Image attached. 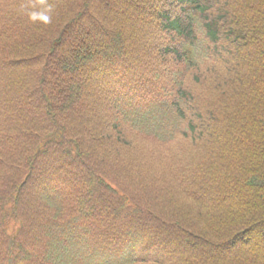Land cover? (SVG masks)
<instances>
[{
  "label": "trees",
  "instance_id": "obj_1",
  "mask_svg": "<svg viewBox=\"0 0 264 264\" xmlns=\"http://www.w3.org/2000/svg\"><path fill=\"white\" fill-rule=\"evenodd\" d=\"M0 264H264V0H0Z\"/></svg>",
  "mask_w": 264,
  "mask_h": 264
},
{
  "label": "clouds",
  "instance_id": "obj_2",
  "mask_svg": "<svg viewBox=\"0 0 264 264\" xmlns=\"http://www.w3.org/2000/svg\"><path fill=\"white\" fill-rule=\"evenodd\" d=\"M51 12V7H49L45 12H31L29 13V19L32 22H42V23H50L51 16L48 14Z\"/></svg>",
  "mask_w": 264,
  "mask_h": 264
}]
</instances>
